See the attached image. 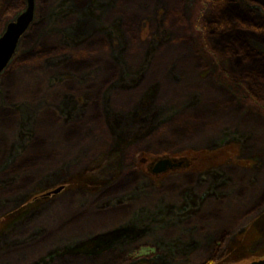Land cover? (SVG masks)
I'll list each match as a JSON object with an SVG mask.
<instances>
[{
  "label": "rangeland",
  "instance_id": "obj_1",
  "mask_svg": "<svg viewBox=\"0 0 264 264\" xmlns=\"http://www.w3.org/2000/svg\"><path fill=\"white\" fill-rule=\"evenodd\" d=\"M205 16L203 0H35L0 74V264L125 239L131 264H192L225 232L215 264L264 260V213L246 217L264 104L209 52ZM164 159L184 164L154 175Z\"/></svg>",
  "mask_w": 264,
  "mask_h": 264
},
{
  "label": "trees",
  "instance_id": "obj_2",
  "mask_svg": "<svg viewBox=\"0 0 264 264\" xmlns=\"http://www.w3.org/2000/svg\"><path fill=\"white\" fill-rule=\"evenodd\" d=\"M206 3V44L209 52L218 57L227 72L246 87L247 93L264 104V52L254 43L264 46V0H203ZM37 55H41L38 53ZM105 196L102 194L101 198ZM264 213V202L255 205L247 216L255 220ZM248 220V217H247ZM242 226H247L250 222ZM232 236L225 232L208 247L189 255L192 264H215ZM134 249L131 241L119 240L112 247L97 254H65L56 256L48 264H131Z\"/></svg>",
  "mask_w": 264,
  "mask_h": 264
},
{
  "label": "water",
  "instance_id": "obj_3",
  "mask_svg": "<svg viewBox=\"0 0 264 264\" xmlns=\"http://www.w3.org/2000/svg\"><path fill=\"white\" fill-rule=\"evenodd\" d=\"M27 9L22 13L18 19L11 23L4 36L0 40V74L8 67L21 38L25 35L30 25L32 24L35 16V0H27ZM183 162H177L170 159H164L159 161L152 170L154 175H161L171 170L181 168ZM64 190L61 187L52 193L46 195L51 197L58 195ZM251 264H264V260L253 262Z\"/></svg>",
  "mask_w": 264,
  "mask_h": 264
},
{
  "label": "flooded vegetation",
  "instance_id": "obj_4",
  "mask_svg": "<svg viewBox=\"0 0 264 264\" xmlns=\"http://www.w3.org/2000/svg\"><path fill=\"white\" fill-rule=\"evenodd\" d=\"M27 5H28L27 0H0V40L2 39L4 34L6 33L8 26L11 23L15 22L20 15L17 16V18L13 21H9L7 16L9 14H16L17 15L20 11H22V9H24L23 11L25 12L27 9ZM4 23H7V24H6L4 32L1 33V30H2ZM16 53H17V49H16L11 61L13 60Z\"/></svg>",
  "mask_w": 264,
  "mask_h": 264
}]
</instances>
